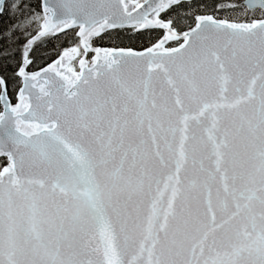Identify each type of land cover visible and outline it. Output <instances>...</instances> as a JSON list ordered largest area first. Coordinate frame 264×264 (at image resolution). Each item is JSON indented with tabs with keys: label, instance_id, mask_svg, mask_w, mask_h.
<instances>
[{
	"label": "snow or ice",
	"instance_id": "obj_1",
	"mask_svg": "<svg viewBox=\"0 0 264 264\" xmlns=\"http://www.w3.org/2000/svg\"><path fill=\"white\" fill-rule=\"evenodd\" d=\"M0 20V264H264V0H0Z\"/></svg>",
	"mask_w": 264,
	"mask_h": 264
},
{
	"label": "trees",
	"instance_id": "obj_2",
	"mask_svg": "<svg viewBox=\"0 0 264 264\" xmlns=\"http://www.w3.org/2000/svg\"><path fill=\"white\" fill-rule=\"evenodd\" d=\"M2 24L3 21L0 20V26H2ZM154 33L155 31H148L146 34L124 32L119 37H113L112 39L102 41L99 46L125 48L131 47L136 50H143L152 45V43L156 40V35ZM50 47L51 46H49V48ZM37 54L47 55L46 57L41 58V64H43L52 55L48 49H41L39 52H37ZM38 61H40V59H38Z\"/></svg>",
	"mask_w": 264,
	"mask_h": 264
},
{
	"label": "rangeland",
	"instance_id": "obj_3",
	"mask_svg": "<svg viewBox=\"0 0 264 264\" xmlns=\"http://www.w3.org/2000/svg\"><path fill=\"white\" fill-rule=\"evenodd\" d=\"M48 53V52H47ZM36 56H37V60L38 59H40V63L42 62V59L41 58H43V57H46L47 55H40V54H36Z\"/></svg>",
	"mask_w": 264,
	"mask_h": 264
}]
</instances>
